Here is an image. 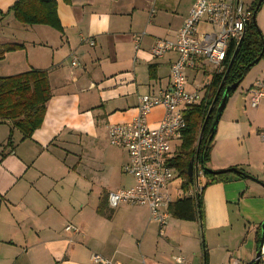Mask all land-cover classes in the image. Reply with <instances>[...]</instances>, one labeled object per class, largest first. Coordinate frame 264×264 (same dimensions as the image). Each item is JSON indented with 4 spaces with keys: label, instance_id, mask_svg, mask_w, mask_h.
<instances>
[{
    "label": "crops",
    "instance_id": "0c3cea01",
    "mask_svg": "<svg viewBox=\"0 0 264 264\" xmlns=\"http://www.w3.org/2000/svg\"><path fill=\"white\" fill-rule=\"evenodd\" d=\"M17 1L0 0V46L23 47L4 54L0 76L45 71L51 98L29 139L11 122L0 123V264H92V253L121 264H175L179 255L187 264H213L216 254L222 264L253 263L264 221V95L255 108L248 99L257 82L264 84V60L230 92L206 165L238 168L251 179L209 185L202 220L170 215L160 236L146 207H108L107 194L134 181L118 170L94 178L79 146L107 140L108 125L136 115L139 96L168 87L176 54L152 59L149 50L157 40L176 39L195 0H55L61 31L14 23L7 11ZM257 1L244 0L251 9ZM255 24L264 49V0ZM160 115L154 110L148 124ZM67 225L80 233L65 232Z\"/></svg>",
    "mask_w": 264,
    "mask_h": 264
},
{
    "label": "built area",
    "instance_id": "2783aa9c",
    "mask_svg": "<svg viewBox=\"0 0 264 264\" xmlns=\"http://www.w3.org/2000/svg\"><path fill=\"white\" fill-rule=\"evenodd\" d=\"M252 17L253 9L244 0H195L176 39L155 41L149 50L152 59L162 58L170 52L176 54V59L170 66L167 88L139 96L136 115L130 121L107 127V141L126 153L127 162L122 171L134 181L129 188L107 194L110 209L121 205L146 207L149 219L158 225L160 236L163 235L170 217L168 208L173 201L167 194V187L173 180L172 160L178 155L172 150L174 144L181 145L184 114L204 101L212 76L223 70L230 49L238 48ZM143 35L133 36L135 51H138ZM90 45H93L91 41ZM75 65L74 59L72 66ZM188 73L208 75L210 80L201 89L189 91ZM263 95L264 84L257 82L249 91V105L257 107ZM156 109L161 111L160 119L150 126L147 118ZM261 138L264 139V133ZM198 164L193 168V187L187 193L190 197L200 195L203 188L199 180L203 173ZM64 231L80 233L71 225H67ZM259 252L261 263L264 261V239ZM90 262L121 264L95 253L90 255ZM174 262L187 264L180 255L174 258Z\"/></svg>",
    "mask_w": 264,
    "mask_h": 264
},
{
    "label": "trees",
    "instance_id": "16d2710c",
    "mask_svg": "<svg viewBox=\"0 0 264 264\" xmlns=\"http://www.w3.org/2000/svg\"><path fill=\"white\" fill-rule=\"evenodd\" d=\"M64 1L66 3L70 2V0ZM256 6L253 13L257 11ZM7 13H12L14 20L21 25H43L61 31L56 14L55 0H18L8 9ZM2 15L0 12V16ZM22 48L21 45L16 44L0 46V60L3 59L5 53ZM256 59H258L257 62H255ZM260 60H264L262 36L257 26L251 23L246 29L245 36L239 43L238 48L230 49L223 70L212 76L204 101L185 112V129L180 151L172 160V167L176 172V176L181 180L179 189L182 192L169 205L168 209L171 217L181 221H201L203 216L202 193L206 187L214 183L249 178L244 171L238 168H233L237 172L230 171L216 175H205L206 182L203 184L200 195L195 197L187 195L193 187V181L189 179L187 174L188 162L191 159L194 161L197 159V163H199L198 158L202 153L203 144L206 140L202 156L204 165L206 166L208 163L214 138V134L209 136V129L224 89L236 82L239 84L248 70ZM221 84L222 87L219 91ZM50 98L51 91L45 71L31 69L15 75L0 76V123L11 122L12 127L21 134L23 139H29L34 131L40 127ZM214 100L213 108L204 125L205 118ZM6 146H12L11 132ZM258 242L259 237L257 238V244ZM251 264H254V262Z\"/></svg>",
    "mask_w": 264,
    "mask_h": 264
},
{
    "label": "rangeland",
    "instance_id": "374dc122",
    "mask_svg": "<svg viewBox=\"0 0 264 264\" xmlns=\"http://www.w3.org/2000/svg\"><path fill=\"white\" fill-rule=\"evenodd\" d=\"M14 23H17L13 19ZM6 74V73H0V75ZM188 85L187 90L192 91L194 89H201L203 84L210 80V77L208 75H204L201 73H198L196 76H188ZM251 79V72H248L245 77H243L242 84H246ZM240 91V88L237 89V92ZM198 144V143H197ZM89 146V147H87ZM198 146V145H196ZM81 149L82 159L84 162H86L84 165L89 167H86V170H90L91 175L94 176V178L99 179L101 177H105L107 175V172L111 173L112 170L115 172V170H118V173L121 174L122 167L120 166V163H124V159H126L125 153L121 150L116 149L115 147L109 145L107 140L100 139L97 142L93 141V143H90L88 145L87 142L83 141L81 145L79 146ZM180 145L177 144L173 145L172 153H179ZM123 165V164H122ZM120 166V169L118 168ZM194 168V166H193ZM124 175L123 171L122 174ZM205 178V175H203L199 180L202 182ZM129 184L131 183V180L129 177H126ZM180 185L181 180L176 176V172H173V180L170 183V185L167 187V194L172 197H177L181 195L180 191ZM171 221V220H170ZM169 221V222H170ZM212 260V257H211ZM222 256L220 254H216L214 258L213 264H222L221 262Z\"/></svg>",
    "mask_w": 264,
    "mask_h": 264
},
{
    "label": "water",
    "instance_id": "95a60500",
    "mask_svg": "<svg viewBox=\"0 0 264 264\" xmlns=\"http://www.w3.org/2000/svg\"><path fill=\"white\" fill-rule=\"evenodd\" d=\"M261 1L262 0H259V2L257 3L256 10L258 9L259 4L261 3ZM255 13H256V11H254L253 17H252V23H254V24H255ZM257 61H258V59L255 60V62H257ZM221 87H222V84L220 85L219 91L221 90ZM237 87H238V82H236V83H234L232 85H229V86H227L224 89V91L222 93V96L220 98V101L218 103V106L216 108V112H215V116H214L213 122L211 124L210 129H209V136H212L215 133L216 126H217L218 121H219V119L221 117L222 111H223V109H224V107L226 105V102L228 100L229 94H230V92H234ZM219 91L217 93V96L219 94ZM217 96H216V98H217ZM216 98H215V100H216ZM215 100L213 101V103H212V105H211V107H210V109L208 111V114H207V116L205 118V121H204V125H205V123H206V121H207V119L209 117L211 109L213 108ZM205 144H206V140L204 141V144H203L202 153H201L200 157L198 158V162H199L198 165H199V168L202 171L203 175H216V174H220V173H228L230 171L237 172L235 169H227V170H223V171H213V170L209 169L207 166H205L204 162H203V156H202L203 150L205 148ZM194 164H197V159L195 161L193 159H191L188 162L187 174H188L189 179H192V173H193ZM248 179H251V178L249 177ZM252 180H254V179H252ZM263 239H264V223H261V225H260L259 242H258V245H257V250H256V254H255L254 264H259L260 263L259 248L261 247Z\"/></svg>",
    "mask_w": 264,
    "mask_h": 264
}]
</instances>
